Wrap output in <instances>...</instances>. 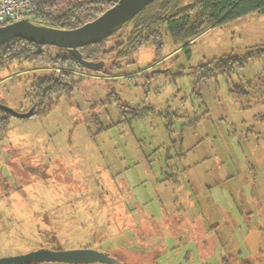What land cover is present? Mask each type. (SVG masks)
<instances>
[{"label":"rangeland","instance_id":"1","mask_svg":"<svg viewBox=\"0 0 264 264\" xmlns=\"http://www.w3.org/2000/svg\"><path fill=\"white\" fill-rule=\"evenodd\" d=\"M124 32L103 45L109 63ZM163 33L161 53L147 43L124 76L78 69L39 114L10 116L0 259L86 247L121 264H264V53L230 76L200 69L264 48V11L208 29L189 53ZM54 70L0 69V105L28 111L34 83Z\"/></svg>","mask_w":264,"mask_h":264},{"label":"trees","instance_id":"2","mask_svg":"<svg viewBox=\"0 0 264 264\" xmlns=\"http://www.w3.org/2000/svg\"><path fill=\"white\" fill-rule=\"evenodd\" d=\"M37 1L38 9L29 16L32 21L48 26L71 29L95 19L118 0ZM261 11H264V0H155L119 30L125 31L124 34L127 37L124 39V34L121 35V39L111 49V53H114L116 58L110 63L106 60L108 55L105 56L107 51L103 49V45L119 31L101 42L79 48L84 58L106 62L101 71H93L83 67L66 48L42 45L18 37L0 45V69L13 65L14 62L34 65L43 60L53 64L56 69H61L59 73L54 70L45 78L34 83L37 91L34 93L30 108L36 107V113L33 115L35 116L44 109V104L49 99L51 100L52 96L72 90L74 85L82 79V77L75 78L78 69L105 75L116 73L124 76L123 61L147 43H153L156 52L161 53L165 29L173 41L179 45L183 44L184 49L189 53L190 41L208 29L236 20L249 13ZM47 48L55 49V54L52 53L48 58H46L45 52ZM263 53L264 48L260 46L242 55L226 54L222 58L213 60L212 64L209 62L206 66L202 65L200 69L203 74H201L202 76H211L213 73L220 72L230 76L237 68L243 67ZM115 68L121 70L112 71ZM261 82L264 86V75ZM243 86L240 84L235 90L239 96L247 98L250 96V92ZM11 115L0 105V135L6 131ZM31 264L42 263L34 262ZM101 264L113 263L104 262Z\"/></svg>","mask_w":264,"mask_h":264},{"label":"water","instance_id":"3","mask_svg":"<svg viewBox=\"0 0 264 264\" xmlns=\"http://www.w3.org/2000/svg\"><path fill=\"white\" fill-rule=\"evenodd\" d=\"M153 1L155 0H118L95 19L71 29L39 24L29 17H25L0 26V45L18 37L42 45L66 48L83 67L101 71L106 62L84 58L79 48L110 37ZM1 107L13 116L21 118L31 117L36 113L35 106L26 112L16 111L5 105H1ZM52 261L72 264H101L104 262L120 264V260L111 254L86 247L66 249L60 252L38 249L22 255L2 257L0 264L49 263Z\"/></svg>","mask_w":264,"mask_h":264},{"label":"built area","instance_id":"4","mask_svg":"<svg viewBox=\"0 0 264 264\" xmlns=\"http://www.w3.org/2000/svg\"><path fill=\"white\" fill-rule=\"evenodd\" d=\"M37 9V0H0V26L29 17Z\"/></svg>","mask_w":264,"mask_h":264},{"label":"flooded vegetation","instance_id":"5","mask_svg":"<svg viewBox=\"0 0 264 264\" xmlns=\"http://www.w3.org/2000/svg\"><path fill=\"white\" fill-rule=\"evenodd\" d=\"M33 107V106H32ZM35 109H36V107H35Z\"/></svg>","mask_w":264,"mask_h":264}]
</instances>
